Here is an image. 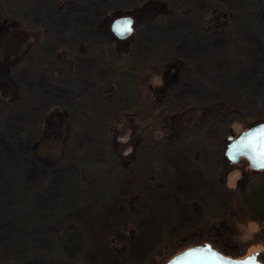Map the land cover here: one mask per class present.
Returning a JSON list of instances; mask_svg holds the SVG:
<instances>
[{
	"label": "trees",
	"instance_id": "trees-1",
	"mask_svg": "<svg viewBox=\"0 0 264 264\" xmlns=\"http://www.w3.org/2000/svg\"><path fill=\"white\" fill-rule=\"evenodd\" d=\"M22 7L0 0V264H165L207 241L193 226L161 229L154 216L143 225L139 215L154 200L162 216L167 200L185 199L190 220L202 215L203 223L208 200H221L234 223L264 231V170L233 185L224 154L234 125L264 123V0H50L45 27ZM124 12L134 31L119 40L110 24ZM219 37L216 66L191 50ZM240 42L248 51L235 49ZM89 55L102 62L92 72ZM169 70L175 80L144 104L142 80ZM220 85L236 99L213 98ZM143 109L167 127L162 137L132 121ZM125 129L129 137L119 138ZM187 163L205 190L172 193L168 172ZM138 241L142 251L132 252Z\"/></svg>",
	"mask_w": 264,
	"mask_h": 264
},
{
	"label": "rangeland",
	"instance_id": "rangeland-1",
	"mask_svg": "<svg viewBox=\"0 0 264 264\" xmlns=\"http://www.w3.org/2000/svg\"><path fill=\"white\" fill-rule=\"evenodd\" d=\"M50 3V0H20V3H22V9H21V15H23L26 20L29 23H36L40 25H43L47 23V19H49L51 15V11L45 10V8L42 7L44 2ZM61 5V4H60ZM44 13V16H43ZM122 15H126L124 12ZM45 17V18H44ZM46 22V23H45ZM34 30V31H33ZM2 31V30H1ZM42 31V29L40 30ZM39 34L37 30L32 29L29 31V35L31 37L33 35ZM69 34L61 35L59 39H61L62 42H67L70 39ZM225 40L222 37L219 38H213L209 41V43L204 44H193L191 50L195 51V54L200 53L201 55L207 57L208 54L211 56V65L216 66L221 58H224L222 56V52L224 49H221L224 44ZM69 43V42H68ZM250 43L247 42H240L235 46V49L239 52H246L248 51V45ZM247 46V47H246ZM179 49H183V45L178 44ZM109 55L114 56L115 54L109 50ZM227 62V61H226ZM84 69L87 71L92 72V69L94 67H97L98 65H102V62H100V59H96L95 57L89 55L86 57L83 61ZM225 65H228L225 64ZM194 66V65H193ZM191 67L194 69V67ZM205 70L208 72L209 68L207 65H203L202 70ZM228 67L222 68L220 70V74H212V81L214 83L221 82L220 76H223L225 73H227L226 70H228ZM85 70V71H86ZM80 75L81 73L78 72ZM90 74V73H89ZM175 73L172 76V72L169 70L167 73H163L160 76H153V77H145L142 80V90L143 95L145 97L144 104L147 103L148 97L151 95V90L154 89L155 91H163L169 87L171 84V81L175 80ZM248 76V72H244L241 75L242 81L245 79V77ZM241 82V81H240ZM242 83V82H241ZM243 84V83H242ZM241 84V85H242ZM228 85H220L215 89V93L213 95V98L219 99L223 98L224 96L230 97V99H236L235 98V90L233 93V89L228 91ZM169 94V92H168ZM234 94V96H233ZM156 96H159V94H156ZM233 96V97H232ZM180 98V96H179ZM178 95H173V100L177 101ZM244 105H250V97L244 98ZM133 122L140 126H150L149 128L156 136H163L165 134V130L167 131V127L165 125H162L158 122H156L145 109H143L139 114L134 116L132 118ZM173 124H175L174 121H172ZM171 124V123H170ZM244 129L240 127L239 125H234L231 128V132H227V135H231L233 137L239 135ZM191 134L200 135L201 132H192ZM129 130L125 129L122 133V136L119 138H128L129 137ZM217 135V132L214 131L212 134V140ZM125 140V139H124ZM127 140V139H126ZM205 147L208 155H212V147L208 146ZM174 149V148H173ZM130 151V150H129ZM160 151V156L163 155H169L170 148L164 147H157L155 150V153ZM165 157V156H164ZM168 158V157H166ZM159 160L158 156L154 157V161ZM168 165V164H167ZM194 168L195 166H191L190 163L178 165L176 167L170 168V172L168 174L172 175V180L169 183V185H173L171 190L172 193L178 194L179 192L183 193L182 191H188L186 190L185 186H192L193 189H195L196 193H200L199 191L205 190L206 182L202 179L195 180V175H199V169L195 167V169L191 170V173L188 171L189 169ZM167 169V168H166ZM165 169V170H166ZM185 171L189 172L190 174H187L188 176H185ZM250 171V167L248 162L245 159H239L237 163L230 164L228 166V175L231 181V184H236L244 175L245 173ZM198 173V174H197ZM177 175V176H176ZM206 178V177H205ZM184 179V181L182 180ZM206 180V179H205ZM179 181L184 184V186L180 187L178 185ZM195 186V187H194ZM170 194V192L165 193L164 195L167 196V198L170 196L172 197L173 194ZM164 195L160 197L161 199H164ZM184 197V196H183ZM159 200H154L155 206L150 207L146 209V213L139 215L138 221L142 222L143 225L147 223L148 220H150L151 216H154L157 223L161 227V229H165L164 227L169 226L170 233L177 232L180 229H184L187 226H193V231L197 234H205L207 237V241L211 243L212 247L216 250L220 251L221 253L232 257V258H243L245 256H248L250 254L257 253L259 260L264 263V231L260 229L256 224H248V225H240L234 223L229 217H228V209L223 204V201L221 200H211V202L205 204L206 207V216H207V222H202V215H199L195 219L190 220V216L188 214L187 208H186V200L183 199L182 203L180 205L177 204V206H173L170 201L167 200L165 208L163 206L164 201H162V207L165 209L166 214H162V216L159 215V212L161 210V204L158 203ZM156 209H159L158 211ZM163 209V210H164ZM119 212L123 213L124 209L121 207L119 208ZM169 213V214H168ZM202 214V213H201ZM166 224V225H165ZM145 226H148L146 224ZM145 229L144 227H142ZM166 230V229H165ZM171 243V241H169ZM205 243V242H203ZM200 243V244H203ZM197 244V245H200ZM193 247V246H192ZM142 245L140 244V241L136 242L134 245L132 252L138 251L139 253L142 251Z\"/></svg>",
	"mask_w": 264,
	"mask_h": 264
},
{
	"label": "water",
	"instance_id": "water-1",
	"mask_svg": "<svg viewBox=\"0 0 264 264\" xmlns=\"http://www.w3.org/2000/svg\"><path fill=\"white\" fill-rule=\"evenodd\" d=\"M132 21L131 24L126 22ZM134 19L121 16L110 24L112 34L119 40L127 39L133 33ZM118 28H124L121 33ZM225 157L230 163H236L244 158L251 170H264V123L256 124L241 132L237 137L227 136ZM263 264L257 258V253L243 258H232L212 247L209 242L195 245L176 254L165 264Z\"/></svg>",
	"mask_w": 264,
	"mask_h": 264
},
{
	"label": "snow or ice",
	"instance_id": "snow-or-ice-1",
	"mask_svg": "<svg viewBox=\"0 0 264 264\" xmlns=\"http://www.w3.org/2000/svg\"><path fill=\"white\" fill-rule=\"evenodd\" d=\"M129 22H126V24ZM118 31H120L121 33H123L125 31L124 28H118ZM246 264H251V262H246Z\"/></svg>",
	"mask_w": 264,
	"mask_h": 264
},
{
	"label": "clouds",
	"instance_id": "clouds-1",
	"mask_svg": "<svg viewBox=\"0 0 264 264\" xmlns=\"http://www.w3.org/2000/svg\"><path fill=\"white\" fill-rule=\"evenodd\" d=\"M132 23V21H129V24H131Z\"/></svg>",
	"mask_w": 264,
	"mask_h": 264
}]
</instances>
